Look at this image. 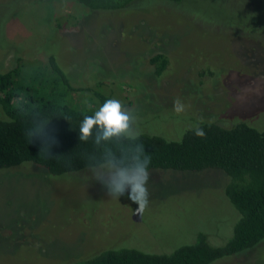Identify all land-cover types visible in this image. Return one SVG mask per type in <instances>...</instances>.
<instances>
[{
    "label": "rangeland",
    "instance_id": "rangeland-1",
    "mask_svg": "<svg viewBox=\"0 0 264 264\" xmlns=\"http://www.w3.org/2000/svg\"><path fill=\"white\" fill-rule=\"evenodd\" d=\"M145 5L105 13L72 1L0 0V71L17 56L45 63L54 55L73 87L134 109L142 134L176 137L198 121L264 128V0ZM158 54L168 61L160 77L150 64ZM149 173L141 212L127 195L109 197L91 171L0 170V264H67L116 247L168 251L200 233L226 244L239 215L223 194L225 174ZM213 264H264V242Z\"/></svg>",
    "mask_w": 264,
    "mask_h": 264
},
{
    "label": "trees",
    "instance_id": "trees-1",
    "mask_svg": "<svg viewBox=\"0 0 264 264\" xmlns=\"http://www.w3.org/2000/svg\"><path fill=\"white\" fill-rule=\"evenodd\" d=\"M62 1H72L88 12L111 13L135 11L145 7L148 0ZM167 1L179 5V0ZM71 18L79 21L78 17ZM65 23L76 25L69 20ZM14 64L8 71H0V170L31 165L54 177L90 171L88 158L95 148L91 140L79 141V125L106 98L90 97L87 93L91 88L73 87L54 55L45 63L17 56ZM150 64L160 77L168 61L158 54ZM82 94L89 100L78 99ZM36 115L50 120L48 132L56 140L51 148L53 157L40 151V140L30 141L26 136ZM197 126L204 131L203 137L195 135ZM164 137L141 134L139 138L151 156L149 172L217 170L227 176L223 194L239 215L230 239L216 247L200 233L192 242L168 251L145 253L116 247L67 264H213L264 242V128L242 121L229 125L198 121L183 127L176 137Z\"/></svg>",
    "mask_w": 264,
    "mask_h": 264
},
{
    "label": "clouds",
    "instance_id": "clouds-1",
    "mask_svg": "<svg viewBox=\"0 0 264 264\" xmlns=\"http://www.w3.org/2000/svg\"><path fill=\"white\" fill-rule=\"evenodd\" d=\"M173 110L180 114L185 105L177 98ZM137 116L119 99L110 98L92 114L84 116L79 125L80 142L91 140L95 152L88 158L93 178L106 190V194L119 199L127 195L137 205L138 211H145L149 204L148 180L151 156L143 143L138 142L141 131L136 126ZM50 120L39 115L33 118L32 126L26 131L30 141L40 140V151L53 157L51 148L56 140L49 134ZM198 137L205 135L198 126L194 129Z\"/></svg>",
    "mask_w": 264,
    "mask_h": 264
}]
</instances>
